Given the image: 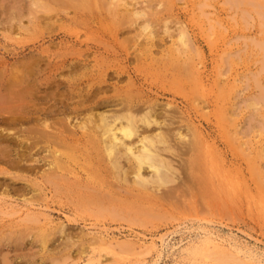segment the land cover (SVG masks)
I'll return each instance as SVG.
<instances>
[{
	"label": "bare ground",
	"instance_id": "1",
	"mask_svg": "<svg viewBox=\"0 0 264 264\" xmlns=\"http://www.w3.org/2000/svg\"><path fill=\"white\" fill-rule=\"evenodd\" d=\"M257 2L254 7L264 5ZM237 3L253 4L252 0ZM134 4L131 0H0V163L16 170L0 167V204L7 202L12 193L22 198L24 204H33L43 194L46 199L66 195L79 200L78 204L84 207L93 202L109 208L114 205L113 210L133 208L136 214L149 212V216L151 210L165 202L168 193L175 191L176 186L169 185L171 182L177 180L180 188L202 185L210 171L216 172L221 182L235 181L231 173L237 168L236 163L231 170L227 154L218 144L221 140L227 146L234 145L235 136L243 128L230 132L235 112L227 105L226 97L232 87L225 81L217 85L221 76L215 82L206 75L201 66L203 54L198 56L199 61L187 54L191 39L185 25H179L177 38L166 47L151 20L146 18L138 23L139 18L147 17V11ZM161 5L159 0L157 6ZM167 22L163 25L164 33L170 32ZM135 29L136 37L129 38L134 40L130 46L134 49H127L120 63L113 60L118 58L116 48L112 60L99 56L105 49L110 51L105 40V49L101 51L103 37L111 38L115 46L121 33L128 35ZM92 36L96 43L90 45ZM141 36L145 39L139 40ZM133 62L135 67L131 66ZM143 70L161 81L156 84L157 93L183 88L186 109L173 101H160L158 95L146 90V82L140 81L146 79L140 76ZM260 95L257 99H263L264 95ZM256 102L253 99L251 104L260 113ZM194 115L204 117L206 127L196 123ZM240 141L237 149L243 153L246 167L240 164L236 169L242 176L238 181L244 180L248 185L244 173L247 168L248 177L264 185V169L259 163L264 152L252 154L254 151H247V141ZM11 211L8 210L10 215ZM27 214L25 218L31 224L19 220L17 226L10 225L9 233L4 225L0 226V249L8 245L7 252L1 251L4 253L0 264L15 262L19 254L11 258V250H20L25 240L39 244L54 260L63 258L65 253L56 256V252H50V245L56 246L55 242L51 244L56 233L70 238L67 228L55 229L47 226L46 221L41 223L37 213ZM104 243L110 249L107 252L118 260L121 253L112 241L107 239ZM74 244L75 241L71 243ZM189 253L192 257H209L212 264H264L257 256H249L214 236L201 240ZM55 262L59 264V260L51 261Z\"/></svg>",
	"mask_w": 264,
	"mask_h": 264
},
{
	"label": "rangeland",
	"instance_id": "2",
	"mask_svg": "<svg viewBox=\"0 0 264 264\" xmlns=\"http://www.w3.org/2000/svg\"><path fill=\"white\" fill-rule=\"evenodd\" d=\"M160 1L162 5L159 8L157 6L159 0H131L138 8L142 7L147 11V17L139 18L138 23L140 24L146 18L149 21L151 20L152 22H150L155 30L162 35V42L166 47L172 46L173 39L177 38L179 25H185L191 39L187 54L196 57L197 61L203 54L205 59H203L204 63L201 66L205 70L206 75L212 76L211 80L214 79L213 81L215 82L221 76L217 85H222L225 81L232 87L230 96L226 97L227 105L231 106L232 111L236 113V115L234 113V124L229 126L230 132L236 133L237 127L243 128L235 136L234 145L228 144L227 146L221 140L218 141V144L221 146V150L225 152V155L227 154L228 164L232 165L231 170L235 167L238 168L240 164L246 167L245 157L243 153H239L241 150L237 149L242 142L240 140L247 141V143L245 142L247 146L246 144L245 146L247 151H254L252 154L256 151L264 152L262 151L264 148V119H262L264 118V97L263 99H257L258 95L264 91V5L262 3L264 1L259 0V3H262L260 7L253 6L258 3V0H252V5L240 4L237 3V0ZM122 10H124V7H122ZM260 12H263V14L261 15ZM166 21H168L170 32L164 33L163 25ZM136 33V29L131 31L128 34V38H126L128 36L126 33H121L115 46L111 38L103 37V42L105 40L111 46L109 47L108 44L106 46L107 49L110 48L111 52L105 49L104 45L106 43L104 42L105 44H102L101 51L105 49V52L99 56L104 55L105 58L108 56L112 60L115 56L113 51L116 48L115 51L118 54V58L113 60L120 63V60L126 55V50L132 51L134 49L130 47L133 45L134 40L129 38H135ZM160 35L158 37L161 38ZM93 38L92 36V39H89L90 45L96 43ZM142 39H145V36H141L139 40ZM90 59L94 62L93 55H91ZM121 63L123 62L121 61ZM131 66L135 67V62ZM139 73H141V77H146V79L141 78L140 80L146 82L145 89L152 91L153 95H158L160 101H173L183 106L184 110L186 109L187 102L185 97L182 96L183 93L181 94L184 90L183 88H180L178 92L174 91L175 88L173 87L166 94L157 93L155 91L157 88L156 84L161 81L150 71L143 70ZM127 80L128 78L122 82L123 85L127 83ZM159 90L162 91L161 88ZM262 96L260 95V97ZM253 99L257 100L256 103L261 108L260 113V109H255L256 105L251 104ZM214 106L209 109L211 110ZM191 111L193 114L195 113V110ZM195 115L192 118L195 119L196 123L206 127V119L204 117L201 119V116L197 115V117ZM211 116V120H213V117L215 118L213 109ZM238 124L239 126H237ZM238 136L241 137L239 138ZM222 140L225 139L223 138ZM249 142L253 145V148ZM255 146H257L256 150H254ZM236 161L240 162L237 163ZM260 161H262L259 163L263 171L264 155L260 158ZM3 164L0 163V167L12 169L8 165ZM237 168L232 171L233 174L231 173L235 181H229L228 183L219 181L218 175L214 171H210L205 176V181H202V185L194 184L189 186L190 188H188V185H182L180 188V186L177 187V180L169 183L171 186H176L175 191L168 193L165 202L159 206L160 208L157 207L151 210V215L149 216V212L148 214H136L138 212L135 209L126 207L116 209V211L113 210L115 209L114 205L109 208L106 204L97 205L92 204L93 202L88 203L89 207L87 204H85L86 207L81 204L82 208L79 207L81 206L78 204L79 200L75 199V201L66 195L48 197L52 193L47 196L49 201H47L46 195L43 194L38 200H34L33 204H29L26 201V204H24L22 198L12 193L11 198L7 197V202L2 201L3 203L1 202L0 204L2 206H0V220L3 219L0 221V226L4 225L3 228L6 229L7 233H9L7 229H10L11 224L15 226L23 222L31 224V220L27 221L25 217L28 215L27 213L35 212L41 218V223L45 221L49 223H47V226L55 229L59 226L66 227L67 232L70 233V238L66 237L67 240L63 235L61 236L62 233H56L54 236L56 240L51 244L55 242L53 245L56 246L50 245V252H56V256L65 253L63 258L59 257L56 260L52 259V255L48 253L49 251L44 253L39 244H32L30 240H25V242H29H24L18 248L20 250L12 249L14 252L11 250V258H14L16 253L20 257L15 262H11V264H20V261H22L21 264H54L51 261L57 260H59V264H61L60 262L62 264H88V261L90 264H212L211 259H208L209 257L205 259L201 256L192 257L189 253L193 246L210 236H214V238L227 244H233L249 256L254 255L264 261V185L253 181L250 176L248 177L250 173L246 168L244 173H246L249 183L245 186L244 180L242 182L238 181L242 176L240 171L236 170ZM128 170V176H131V169L128 168ZM11 171L15 172L16 170L12 169ZM236 173H238V176L235 175ZM185 178L188 177L185 176ZM121 181L124 182L122 179ZM121 189L123 192L126 191L125 187ZM44 198L46 201H44ZM100 206H102V209ZM78 207L81 210H78ZM2 208L3 210H1ZM76 208L78 211H76ZM84 208L86 210L83 211ZM8 210L15 212L13 214L11 211L12 214L10 215ZM62 238H65V241ZM103 238L105 240L101 242ZM107 239L111 240L115 250L122 254L119 253L120 257L118 260H114L113 254L107 252L110 251L106 243H104ZM73 240L76 244L71 245V243H74ZM6 249L8 250V245H5L2 250L0 249V258H2L4 253L1 254V251L7 252ZM81 250L84 252L82 251V253ZM30 251L31 256L29 255ZM40 251L42 252L39 253ZM69 251L71 255H69ZM95 256L99 257L97 259L98 262L95 260ZM90 259L94 262L92 263Z\"/></svg>",
	"mask_w": 264,
	"mask_h": 264
}]
</instances>
